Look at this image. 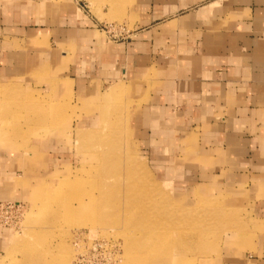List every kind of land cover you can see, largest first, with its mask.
<instances>
[{
  "label": "rangeland",
  "instance_id": "1",
  "mask_svg": "<svg viewBox=\"0 0 264 264\" xmlns=\"http://www.w3.org/2000/svg\"><path fill=\"white\" fill-rule=\"evenodd\" d=\"M57 2L77 8L110 45L135 30L134 0ZM150 72L139 99L125 79L105 81L89 104L54 85V76L52 89L43 88L37 72L19 82L0 80V157L15 155L32 167L15 171L13 199L0 198V227L12 233L0 264H220L234 249L253 246L262 232L255 210L262 184L205 183L182 160L188 147L167 150L160 162L150 155L133 113L140 96L154 90ZM41 157L49 176L37 164Z\"/></svg>",
  "mask_w": 264,
  "mask_h": 264
},
{
  "label": "crops",
  "instance_id": "2",
  "mask_svg": "<svg viewBox=\"0 0 264 264\" xmlns=\"http://www.w3.org/2000/svg\"><path fill=\"white\" fill-rule=\"evenodd\" d=\"M133 9L130 39L110 45L77 8L57 0H0V80L46 70L43 88L52 89L54 76V85L83 95L126 79L139 99L151 70L154 90L140 96L133 113L153 160L188 147L182 160L205 183L256 181L264 198V0H134ZM20 162L0 157L3 200L13 199L15 171L32 168ZM37 164L49 176V162L41 157ZM175 170L170 165L167 177ZM255 210L262 232L253 246L234 249L220 264H264V199ZM11 236L0 227V258Z\"/></svg>",
  "mask_w": 264,
  "mask_h": 264
},
{
  "label": "bare ground",
  "instance_id": "3",
  "mask_svg": "<svg viewBox=\"0 0 264 264\" xmlns=\"http://www.w3.org/2000/svg\"><path fill=\"white\" fill-rule=\"evenodd\" d=\"M3 84H5L4 82H3ZM89 95L90 94H83L79 99H82L83 101L85 100L86 102H87V104H89V101H90V97H89ZM82 101V102H83ZM85 102V103H86ZM48 119H49V117H48ZM95 124V123H94ZM51 128V127H50ZM93 130V129H92ZM46 131V130H45ZM91 131V130H90ZM36 133V132H35ZM38 133V132H37ZM93 133V132H92ZM83 134V133H82ZM92 136H93V134H92ZM92 136L90 135V137L92 138ZM86 137L87 136H84V139H86ZM99 138V137H98ZM94 139V138H93ZM100 139V138H99ZM108 145V144H107ZM101 146V145H100ZM99 146V147H100ZM91 153V152H90ZM62 177H67V178H71L72 177V179H73V175L70 173H66V174H64ZM73 182H75V181H73ZM65 184V183H64ZM61 185V184H60ZM57 186L56 188H55V190H54V193L58 190V189H60V187L61 186ZM41 195H38V197H37V200H36V206H40V204H41V202H43V199H40L41 197H40ZM62 201H64V200H62ZM173 232V231H172ZM159 233H161V232H159ZM163 233V232H162ZM172 235V234H171ZM160 248V247H159ZM168 248V247H167ZM166 249V248H165ZM155 253H157V250L158 249H152ZM160 250V249H159ZM46 251V250H45ZM152 252V251H151ZM159 253V252H158ZM161 253H163V252H161ZM161 253H159V254H161ZM46 254H47V252H46ZM166 254V253H165ZM172 254V253H171ZM44 255V254H43ZM49 255V254H48ZM156 254H154V256H155ZM152 259V258H151ZM151 259H149V260H151ZM161 259V258H160ZM60 261V260H59ZM58 261V262H59ZM62 261V260H61ZM152 261H153V259H152ZM63 263V262H62Z\"/></svg>",
  "mask_w": 264,
  "mask_h": 264
},
{
  "label": "built area",
  "instance_id": "4",
  "mask_svg": "<svg viewBox=\"0 0 264 264\" xmlns=\"http://www.w3.org/2000/svg\"><path fill=\"white\" fill-rule=\"evenodd\" d=\"M12 206H9V208H11Z\"/></svg>",
  "mask_w": 264,
  "mask_h": 264
}]
</instances>
